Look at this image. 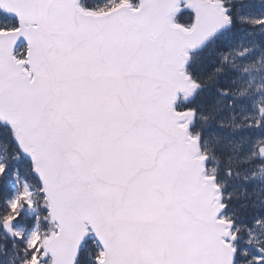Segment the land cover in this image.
<instances>
[{
  "label": "snow or ice",
  "instance_id": "snow-or-ice-1",
  "mask_svg": "<svg viewBox=\"0 0 264 264\" xmlns=\"http://www.w3.org/2000/svg\"><path fill=\"white\" fill-rule=\"evenodd\" d=\"M0 264H264V0H0Z\"/></svg>",
  "mask_w": 264,
  "mask_h": 264
}]
</instances>
